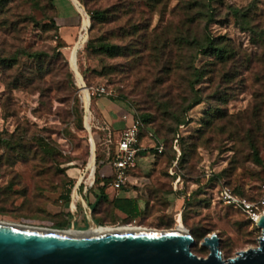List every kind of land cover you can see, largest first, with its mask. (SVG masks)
<instances>
[{"label": "rangeland", "instance_id": "rangeland-1", "mask_svg": "<svg viewBox=\"0 0 264 264\" xmlns=\"http://www.w3.org/2000/svg\"><path fill=\"white\" fill-rule=\"evenodd\" d=\"M77 2L91 24L88 28L79 10L83 29L75 44L70 33L76 18L66 0H9L0 12V222L61 231L73 229L74 222L82 232L90 229L86 213L90 207L94 210L95 200L94 184L88 181L93 142L96 181L97 169L101 173L113 162L120 136H110L106 117L98 110L100 97L92 95L95 88L105 86L112 92L105 96L117 102L116 112L127 109L135 119L150 114L154 110L145 105L147 98L160 108L158 125L164 126L160 130L156 123L140 120L145 139L153 140L139 152L146 153L152 164L153 177L143 193L147 214L129 222L109 214L100 217V226L156 230L182 226L193 236L206 233L195 237L192 248L200 257L209 256L210 249L202 242L212 234L221 237L225 259L259 246L262 229L246 212L219 199V188L228 187L254 203L262 197L264 0L212 3L209 32L234 50L233 59L212 66L214 57L199 56L196 66L202 76L196 88L204 102L188 112L180 128L175 120L163 119L165 109L173 112L165 105L188 97V81L183 71L173 69L177 64H166L164 42L184 16V2ZM57 7L68 44L52 23ZM231 7L251 9L253 30L242 29L239 22L244 20H238ZM95 11H105L106 18L93 21ZM206 25L204 21L202 26ZM83 34L86 38L74 59ZM103 43L120 47V56L97 48ZM77 71L91 93L89 129ZM75 191L81 198L73 210ZM105 208L109 213V206Z\"/></svg>", "mask_w": 264, "mask_h": 264}, {"label": "water", "instance_id": "water-1", "mask_svg": "<svg viewBox=\"0 0 264 264\" xmlns=\"http://www.w3.org/2000/svg\"><path fill=\"white\" fill-rule=\"evenodd\" d=\"M92 213L90 207L89 228L92 222L98 225ZM256 225L262 229L259 246L225 259L218 234L204 238L210 254L200 257L192 251L195 237L185 228L77 235L0 222V264H264V214ZM73 229L83 231L74 222Z\"/></svg>", "mask_w": 264, "mask_h": 264}, {"label": "trees", "instance_id": "trees-1", "mask_svg": "<svg viewBox=\"0 0 264 264\" xmlns=\"http://www.w3.org/2000/svg\"><path fill=\"white\" fill-rule=\"evenodd\" d=\"M9 0H0V12L5 8L6 2ZM184 2V7H182V12L184 16L180 19L178 24L175 26L174 32H172L171 36L165 40V50L166 54L164 57L166 58V64H177L173 67L175 70H180L184 72V75L187 77L188 83L185 86V91H187L188 97L179 98L178 101L168 102L165 105V108H170L171 111L165 109V116L170 119L175 120L176 128H180L182 125L186 123V118L188 112H190L194 107L204 102L202 96L200 94V90L196 88V85L199 83V79L202 76L201 71L196 66V61L200 55H208L214 57L213 62L210 63L212 66L225 65L231 59H233L234 50L225 42L217 41L215 37L211 35L209 32V26L213 21V12L211 10L212 3L216 0H180ZM232 14L238 19H243V22H239L242 29L251 31L253 28L249 24V17L251 13V9H239L236 7H231ZM93 21L95 20H104L106 18L107 13L105 11H95L92 12ZM57 12L52 20L56 27V31L58 32L60 39L62 38L60 35V29L56 21ZM207 21L206 26H202V23ZM162 31L161 36L164 35ZM263 37V35H262ZM161 37H159L160 40ZM63 39V38H62ZM221 39V38H220ZM97 48L107 53H111L114 56H120V47L114 46L111 44H100ZM96 48V49H97ZM156 48H158L156 46ZM162 52V51H161ZM145 59V58H144ZM181 66H180V65ZM145 105L152 113L144 114L138 119H144L146 123H156V126L161 121V116L159 115L160 108L155 107V105L148 100L144 99ZM170 113V114H168ZM168 118V119H169ZM167 119V118H166ZM142 121V120H141ZM140 121V122H141ZM161 122L160 130H163L164 124ZM142 124L139 129V141L140 143L146 138V136L142 133ZM171 131V128L169 129ZM258 162H261L259 157L256 158ZM95 177V175H94ZM93 177V178H94ZM99 178L97 177V181ZM109 180L106 182V184ZM254 196V195H253ZM255 197V196H254ZM249 199H252L251 196H248ZM146 205L143 210H139L138 205L130 199H118L113 202V205L109 207V213H104L106 209L105 205H107V198L102 195L100 200L94 205L93 214H96V218L94 221L101 225L102 221L100 217L103 219L106 218L110 214L113 219L117 220L119 217L115 214V210H120L126 214V217L123 218L124 221H132L136 217H143L148 212V201L145 198ZM105 215V217H104ZM62 226V225H61ZM206 235V233L194 234V237L202 238Z\"/></svg>", "mask_w": 264, "mask_h": 264}, {"label": "crops", "instance_id": "crops-1", "mask_svg": "<svg viewBox=\"0 0 264 264\" xmlns=\"http://www.w3.org/2000/svg\"><path fill=\"white\" fill-rule=\"evenodd\" d=\"M66 5L70 7L72 15L76 18L73 24V31L70 33L71 35H75V39L73 44L77 42V38H79L82 23H83V15L79 11L78 7L76 6L73 0H66ZM57 24L60 29V35L63 40L68 44V40L66 35L63 33V28L60 23V14L59 9L57 7V17H56ZM98 110L104 114L106 117V125L107 128L110 130V136H117V134L121 135L124 130L128 127L132 126L135 122L134 113L127 109L120 108V112H116L117 109V102L108 96H102L97 101ZM120 137V136H119ZM146 141H153L152 139H144L141 143L139 142L140 151L145 150V143ZM139 151V152H140ZM138 152V167L137 169L133 170L130 173L128 185L125 186L123 189L117 191L112 186H110V182L113 179L114 174V167L112 162L108 164L110 166H103L102 172L97 169V177L99 180L94 184L93 192L95 194V200L93 201V208L94 205L100 200L102 195L107 198V205L110 207L113 205V202L118 199H130L133 200L139 207V210H143L146 205V201L144 198V191H146V186L148 182L153 177L152 174V164L151 166L148 165L150 158L149 156L145 155L146 153H139ZM152 161V160H151ZM152 163V162H151ZM109 182L106 184V182ZM92 208V207H91ZM115 214L123 219L126 217V214L120 210H115ZM139 217V216H138Z\"/></svg>", "mask_w": 264, "mask_h": 264}, {"label": "built area", "instance_id": "built-area-1", "mask_svg": "<svg viewBox=\"0 0 264 264\" xmlns=\"http://www.w3.org/2000/svg\"><path fill=\"white\" fill-rule=\"evenodd\" d=\"M93 96L102 97L112 95L105 86L97 87L92 91ZM141 122L136 119L134 124L122 132L117 141V151L113 159L114 174L110 182L117 191L128 185L130 173L138 167L139 129ZM262 197L256 203L235 194L230 188H219V199L227 206L246 212L256 223L258 216L264 214V183L261 185ZM90 209V208H89Z\"/></svg>", "mask_w": 264, "mask_h": 264}, {"label": "bare ground", "instance_id": "bare-ground-1", "mask_svg": "<svg viewBox=\"0 0 264 264\" xmlns=\"http://www.w3.org/2000/svg\"><path fill=\"white\" fill-rule=\"evenodd\" d=\"M75 1V4L77 5L78 9L83 13L84 15V21H85V24L88 26V28H90V24H91V20H90V16H88V14L85 12V10L81 7V5L76 1ZM86 38V34H83L81 37H80V40L79 42L77 43V45L75 46V50H74V59H76V54H77V50H78V45L80 42H82L84 39ZM77 75H78V78H79V81L82 85V91H83V100H84V103L86 105V109H87V116H86V124H87V127L88 129L90 128V119H91V110L89 109V105H90V101H91V93L89 91V89H87L82 80H81V76L79 74V72L77 71ZM95 172H96V165H95V144L93 142V154L90 158V162H89V177H88V181H89V185L93 184L92 183V180H93V177L95 175ZM78 188V187H77ZM79 192V191H78ZM77 191H75L74 193V202H73V210H75L76 208V200L77 199H80L81 196L78 194ZM84 202V205H85V201L83 200ZM258 219H259V216H258ZM257 219V220H258ZM179 222L181 224V221L179 219ZM182 226L178 227V229H184V228H181ZM140 230H144L142 228H136V227H128V228H113V227H108V226H100V225H95V223H91V227L88 231H84V232H78L76 230H69V231H64L68 234H77V235H95V234H104V233H110V232H123V231H140Z\"/></svg>", "mask_w": 264, "mask_h": 264}]
</instances>
